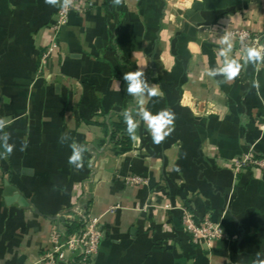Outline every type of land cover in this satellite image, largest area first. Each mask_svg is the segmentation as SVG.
<instances>
[{"label": "crops", "instance_id": "obj_1", "mask_svg": "<svg viewBox=\"0 0 264 264\" xmlns=\"http://www.w3.org/2000/svg\"><path fill=\"white\" fill-rule=\"evenodd\" d=\"M91 1L43 65L62 0H0V137L12 146L0 148V264H42L53 227L68 235L81 212L100 218L93 264H260L264 171L234 166L249 153L264 158V61L234 57L232 38L241 72L228 82L207 72L223 62L224 34L264 40V0L202 12L195 37L182 18L196 0ZM141 69L160 90L143 107L171 111L174 125L156 144L141 121L126 148L112 126L123 110L134 114L123 75ZM72 141L86 148L81 168L68 163ZM130 174L148 186H127ZM7 185L26 206L7 203ZM185 212L211 214L231 241L194 242Z\"/></svg>", "mask_w": 264, "mask_h": 264}, {"label": "built area", "instance_id": "obj_2", "mask_svg": "<svg viewBox=\"0 0 264 264\" xmlns=\"http://www.w3.org/2000/svg\"><path fill=\"white\" fill-rule=\"evenodd\" d=\"M92 6L91 0H62L55 21L50 27L54 33V39L42 55L43 65L52 58L59 48L56 38L67 25L70 15L83 13ZM230 33L238 43L234 57L244 54V49L249 46L264 48V40L246 29H237ZM123 137L122 134L119 135L116 141L122 140ZM117 142L114 141L113 143L117 144ZM234 168L237 172L245 168H256L264 171V158L249 153L237 160ZM125 184L131 187H143L148 186L149 180L144 176L130 174L125 179ZM115 209L113 208L112 211ZM77 216L79 222L82 223L81 230L77 233L65 235L57 227H53L49 248L42 258V264H93L95 262L102 242L100 218L89 212H81ZM183 226L194 242L207 247H211L218 241H231V237L222 224L215 221L209 213L200 218H195L192 214L185 212Z\"/></svg>", "mask_w": 264, "mask_h": 264}, {"label": "clouds", "instance_id": "obj_3", "mask_svg": "<svg viewBox=\"0 0 264 264\" xmlns=\"http://www.w3.org/2000/svg\"><path fill=\"white\" fill-rule=\"evenodd\" d=\"M45 2L55 5L57 0H45ZM116 2H119V0H116ZM241 39H243V37H241ZM231 40V33L224 34L220 40L221 47L217 55L223 58V62L221 65L208 70L207 75L209 77L222 76L224 82H228L236 78L241 72V63L238 59L230 55L233 47ZM261 61H264V48L249 46L244 49V64H256ZM146 65L147 63L145 66ZM123 79L127 82V94L132 95L137 103L134 114L132 110L128 109L122 112L128 135L132 139H136V130L140 122L143 121L147 131L151 135L153 143L159 144L172 132L175 117L174 114L167 109L153 114L150 110L143 107L146 103V96L152 97L159 94L160 90L158 85H149L144 78L142 69L124 73ZM6 123L7 121L4 118H0V129L4 128ZM68 139L69 137L67 134H64L61 137V142H66ZM6 141V135L0 137V148L10 153L12 151V146L6 145ZM69 147L72 150V154L68 158V163L74 165L76 168H81L83 166V153L86 151L85 146L72 141ZM260 264H264V261H261Z\"/></svg>", "mask_w": 264, "mask_h": 264}, {"label": "water", "instance_id": "obj_4", "mask_svg": "<svg viewBox=\"0 0 264 264\" xmlns=\"http://www.w3.org/2000/svg\"><path fill=\"white\" fill-rule=\"evenodd\" d=\"M240 2L241 0H196L183 15L184 31L190 36L195 37L198 24H202L205 21L202 17V12L222 10L227 6H235ZM5 195L8 204L18 203L21 206H26L25 200L17 193L15 188L7 185Z\"/></svg>", "mask_w": 264, "mask_h": 264}, {"label": "trees", "instance_id": "obj_5", "mask_svg": "<svg viewBox=\"0 0 264 264\" xmlns=\"http://www.w3.org/2000/svg\"><path fill=\"white\" fill-rule=\"evenodd\" d=\"M112 130V135H111V140L116 141V138H118L119 135L122 134L124 136L122 140L117 142V145L125 146L126 148L130 147L131 145V137L128 135L126 131V124L124 123V118L121 120L120 123L114 124ZM82 223L76 221V222H69L68 225V233L73 234L77 233L81 230ZM68 234V235H69Z\"/></svg>", "mask_w": 264, "mask_h": 264}]
</instances>
